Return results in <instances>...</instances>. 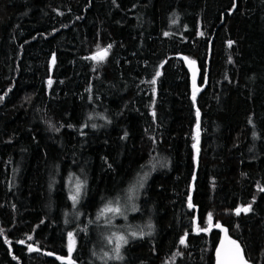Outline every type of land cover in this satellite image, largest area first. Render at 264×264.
Instances as JSON below:
<instances>
[{
	"label": "trees",
	"instance_id": "obj_1",
	"mask_svg": "<svg viewBox=\"0 0 264 264\" xmlns=\"http://www.w3.org/2000/svg\"><path fill=\"white\" fill-rule=\"evenodd\" d=\"M0 96V264H69V232L71 264H214L216 224L264 264V0H0ZM143 168L144 235L98 258Z\"/></svg>",
	"mask_w": 264,
	"mask_h": 264
},
{
	"label": "rangeland",
	"instance_id": "obj_2",
	"mask_svg": "<svg viewBox=\"0 0 264 264\" xmlns=\"http://www.w3.org/2000/svg\"><path fill=\"white\" fill-rule=\"evenodd\" d=\"M196 135V134H194ZM196 144V143H195ZM162 159L160 158H155L154 161H152V164L150 165V168L152 167H162ZM147 168H143L140 172L139 175L143 176L146 172ZM137 179V176L133 177L132 180L127 184V186L124 188L120 194L115 196L114 198L108 200L105 202L97 211V213L94 215V218L97 223L101 225V231L100 228L97 230L94 226L91 225L89 228L90 235L92 237H95L97 235V232L99 233L100 237V244L98 249H96V255L98 258L101 259H115V252H114V247H115V238L113 236V233H116L117 235H123L127 239V242L134 238L131 233L132 232H137L139 233L141 231V228L139 227L138 224L132 223L128 221V215L133 212V207L136 208V196L138 193V189L132 193V198L129 199V193H128V188L131 184L135 183ZM78 181L77 180H72L70 182V185L68 187V192H69V199L71 196L76 195V188H77ZM84 185H81V190L83 189ZM71 203L73 204L72 199ZM109 201H113V206L114 207H120L121 208V213L122 214H112V213H105L104 215L100 216L99 219H97V214L100 212L102 208L106 204H108ZM242 207H247V205L242 206ZM209 223V222H208ZM99 225V226H100ZM138 225V226H137ZM97 226V227H99ZM147 230H149L148 225H146ZM138 236V235H137ZM136 237V236H135ZM113 240V243H109V239ZM68 240V245H67V255L64 256L63 260L69 262L70 261V253H69V237L67 236ZM126 244V243H125ZM122 244L121 248L125 245ZM72 251V250H71ZM121 251V250H120ZM108 253V256L106 257L104 254Z\"/></svg>",
	"mask_w": 264,
	"mask_h": 264
},
{
	"label": "snow or ice",
	"instance_id": "obj_3",
	"mask_svg": "<svg viewBox=\"0 0 264 264\" xmlns=\"http://www.w3.org/2000/svg\"><path fill=\"white\" fill-rule=\"evenodd\" d=\"M173 23H175V21H173ZM165 35H168V33H165ZM201 35H203V33H201ZM231 41H229V46H231ZM111 48V45L108 46V48H105V49H100L99 46H98V51L90 56V57H87V59H92L94 61H96L97 63H101L103 62V60L107 57V54H108V49ZM54 57H53V62H54ZM187 59V58H185ZM190 63H195L194 61H191ZM160 75V72L157 71L155 76L158 77ZM152 84H155L156 83V79L155 77L153 78V80L151 81ZM49 85H51V81H49ZM199 89H196V91H198ZM6 95V93H5ZM4 99V96H0V100H3ZM193 99H195V92H194V95H193ZM199 115V112H197V116ZM147 177V173H145L143 176H140L139 174L137 175V179H136V182L131 184L128 188V193L130 194L129 195V199L132 198V193H134L138 188H142L144 186L143 184V181L146 179ZM261 191H264V188H261L260 189ZM79 192H80V185L79 183L77 184V188H76V195H73L70 197V199H72L73 201V204L75 206V203L78 199V196H79ZM189 207H192V204H191V198H189ZM133 211H135L136 209L133 207L132 209ZM251 210V206L249 205L248 207H238L235 209V214L236 215H239L241 214L242 212H248ZM105 213H112V214H122L121 213V208L120 207H114L113 206V201H109L108 204H106L104 206V208H102L100 210V212L97 214V219H99L100 216L104 215ZM208 222L209 224H211V221L213 219V214L212 213H208ZM149 228H151V225L149 224L148 225ZM215 227H221V225L219 224H216ZM209 229H206V228H200L199 225L197 224V231H208ZM0 234H2V230H0ZM131 235L133 237L137 236V235H140V236H143L144 235V232L143 231H140L139 233L137 232H132ZM113 236L115 238V247H114V252H115V259H121V256H120V249H121V246L122 244H125L127 243V239L125 238V236L123 235H117L116 233H113ZM185 236H187V233H185ZM68 237H69V253H71V250L72 248L74 247V239H73V233L69 232L68 233ZM29 240L32 239L31 236L28 237ZM20 243H24V241H20ZM109 243H113V240L110 238L109 239ZM180 243L181 244H185V237H181L180 239ZM233 246H234V254L233 256L230 258V262L229 264H247V261L244 259L243 257V254H242V250L240 248V245L237 244L236 241H231L230 242ZM29 250L30 251H33V250H36V249H33L31 245H29ZM218 253H219V250H218ZM179 253H177L176 255H178ZM49 255H51V253H49ZM106 257L108 256V253H105L104 254ZM58 259H64L63 257H58ZM69 264H71V261H69ZM218 264H224L223 261L219 260L218 259Z\"/></svg>",
	"mask_w": 264,
	"mask_h": 264
},
{
	"label": "water",
	"instance_id": "obj_4",
	"mask_svg": "<svg viewBox=\"0 0 264 264\" xmlns=\"http://www.w3.org/2000/svg\"><path fill=\"white\" fill-rule=\"evenodd\" d=\"M200 33H201L200 32V22H199V20H197L196 35L198 36V35H200ZM189 80H190V84L192 86H194L195 89H198V87L195 86V83H196L195 68L191 65H189ZM212 227L220 229V231H221L220 236L218 238V241H217L215 248H214V264H218V259L223 261L224 264H229L230 258L233 256L234 251H235L234 246L230 243L232 240H230L226 236L225 231H224L222 226L218 228V227H215V225H213ZM218 250H219V253H218ZM243 257H244V255H243ZM244 259H245V257H244ZM247 264H249L248 261H247Z\"/></svg>",
	"mask_w": 264,
	"mask_h": 264
}]
</instances>
